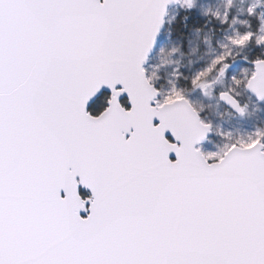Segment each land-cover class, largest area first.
I'll return each instance as SVG.
<instances>
[{
    "label": "snow or ice",
    "instance_id": "obj_1",
    "mask_svg": "<svg viewBox=\"0 0 264 264\" xmlns=\"http://www.w3.org/2000/svg\"><path fill=\"white\" fill-rule=\"evenodd\" d=\"M180 3L194 7L0 0V264H264V130L205 153L213 125L145 67ZM228 40L264 47L253 32ZM224 47L191 78L205 95L235 60ZM250 62L219 96L241 114L237 87L264 101V56Z\"/></svg>",
    "mask_w": 264,
    "mask_h": 264
},
{
    "label": "rangeland",
    "instance_id": "obj_2",
    "mask_svg": "<svg viewBox=\"0 0 264 264\" xmlns=\"http://www.w3.org/2000/svg\"><path fill=\"white\" fill-rule=\"evenodd\" d=\"M181 6L185 5L182 3L180 7L170 10L158 50L147 68L149 74L155 73V83L162 95L167 94L175 87L181 89L188 96V88L192 87L191 78L194 73L206 67L217 55L222 54L225 51L224 46H227L233 57L239 55V51L244 48H233L228 37L246 32L264 35L261 32V29L264 28V0H231L230 6L229 0H194L192 8L196 10V16L201 19L208 17L216 19L220 25H227V29L224 35L216 40L208 32L192 31L190 33L185 49V53L191 59L192 70L188 71L184 68L183 41L176 32L177 20L182 12ZM253 6L255 14L250 15L248 10ZM225 14H227V19L224 18ZM253 44L257 46L255 43ZM253 68V66L241 64L239 67L229 70L221 80L219 79L217 84L215 83L216 85L211 87L209 95L200 93L194 97L188 96L193 104L201 109L202 114H205V120L213 125V137L208 144L202 147L205 153L218 152L231 141H247L257 130H264V104H260L252 98L245 87H237L238 100L246 111L245 117L239 118L229 114L225 105L219 100V94L222 91L234 87L232 77L243 81L246 79V70L251 72ZM216 89L220 90L217 95ZM162 99L161 96L159 100Z\"/></svg>",
    "mask_w": 264,
    "mask_h": 264
},
{
    "label": "trees",
    "instance_id": "obj_3",
    "mask_svg": "<svg viewBox=\"0 0 264 264\" xmlns=\"http://www.w3.org/2000/svg\"><path fill=\"white\" fill-rule=\"evenodd\" d=\"M181 14L180 17L177 20V26H176V32L179 35L180 38H182L183 45H184V68H186L188 71H191V59L190 56H188L185 53V49L187 47L186 41L188 40V37L192 31H199L201 33L208 32L211 34L214 40L217 38H220L224 35L225 30L227 29L226 26H222L219 24V22L211 17L201 19L198 16H196V10L194 8H187L186 6H181ZM264 48L257 47L253 43H250L246 48L239 51V55L234 56L235 60H238L239 58L248 57L249 59L245 61V65L253 66L250 62L252 59H254L257 56H264L263 53ZM234 60V61H235ZM190 67V68H189ZM228 73V72H227ZM222 79V78H221ZM220 79V80H221ZM221 83V82H219ZM217 84V83H216ZM215 84V85H216ZM223 90V89H222ZM188 96L194 97L196 94L203 93L202 90L195 89L193 87L188 88ZM219 89H216V95L219 92ZM220 93V92H219ZM218 93V94H219ZM246 116V115H245ZM244 116V117H245ZM206 118V116H205Z\"/></svg>",
    "mask_w": 264,
    "mask_h": 264
},
{
    "label": "water",
    "instance_id": "obj_4",
    "mask_svg": "<svg viewBox=\"0 0 264 264\" xmlns=\"http://www.w3.org/2000/svg\"><path fill=\"white\" fill-rule=\"evenodd\" d=\"M180 4H173L170 8H169V10L170 9H173V8H175V7H177V6H179ZM168 10V14H167V17H166V21H167V19H168V17H169V11ZM166 26H167V23L165 22V24H164V27L161 29V31H160V34H159V36H158V38H157V42H156V45H155V47L153 48V50H152V52H151V54H150V58H149V60H148V62H147V64L145 65V67L147 68L148 67V65H149V63H150V60H151V58L155 55V53L157 52V50H158V45H159V41H160V39L162 38V34H163V32L165 31V29H166ZM245 62V59H243V58H239L238 60H235L233 63H232V66H231V69H234V68H236V67H238L240 64H242V63H244ZM118 88L119 87H122L121 85H118L117 86ZM246 91H247V89H246ZM103 92H108V93H110V94H112V90L108 87V86H103V88L101 89V91L99 92V94L89 103V106L90 105H92V103L94 102V101H96L100 96H101V94L103 93ZM247 93L252 97V98H254V99H256L260 104H263L264 103V101H261V100H259L256 96H254L252 93H250V92H248L247 91ZM219 96H220V94H219ZM128 98L129 99V97H128V94L127 93H123L122 94V96L120 97V101L123 99V98ZM159 97H157V99H158ZM219 100L229 109V110H231L232 112H234L237 116H239V117H244L245 115H246V111H244V113L243 114H241V113H239V112H237L235 109H233L230 105H228L227 103H225L224 101H222L220 98H219ZM239 103L241 104V102L239 101ZM129 105H131L130 104V102H129ZM241 106H242V104H241ZM243 107V106H242ZM89 108V107H88ZM155 122H158L159 123V121L157 120V121H155ZM166 135L168 136V138L169 139H171L173 142H175L174 141V138L171 136V133L169 132V133H166ZM210 137H212V132L209 134V136H208V138H207V140L206 141H204L201 145H203V144H206L207 143V141H208V139L210 138ZM198 146H200V145H198ZM170 159H172V160H175L176 159V157H175V153H171L170 154ZM79 187H84L83 185H80ZM79 191H80V188H79ZM62 195H66L65 193H63V191H62ZM85 214H87V212H81V215L82 216H85Z\"/></svg>",
    "mask_w": 264,
    "mask_h": 264
},
{
    "label": "flooded vegetation",
    "instance_id": "obj_5",
    "mask_svg": "<svg viewBox=\"0 0 264 264\" xmlns=\"http://www.w3.org/2000/svg\"><path fill=\"white\" fill-rule=\"evenodd\" d=\"M182 3H180V5H181ZM180 5L179 6H177V7H180ZM176 8V7H175ZM174 9V8H173ZM171 10V9H170ZM169 10V11H170ZM245 63V62H244ZM244 63H242V64H244ZM241 65V64H240ZM239 65V66H240ZM238 66V67H239ZM253 67H254V65H253ZM148 68V67H147ZM237 68V67H236ZM230 70H233V69H231L230 68ZM158 87V86H157ZM159 88V87H158ZM202 94H204V92L202 93ZM111 96V94L110 93H108V92H103L102 94H101V96L96 100V101H94L93 103H92V105H90L89 106V108H88V110L90 111V112H92V114L93 115H98L99 114V112L100 111H102L103 110V108L104 107H106L107 105H106V103H104V101H105V99L106 98H108V97H110ZM160 98V97H159ZM158 98V99H159ZM121 104L125 107V108H131V105H129V99L126 97V98H123L121 101ZM226 107V106H225ZM226 109H227V111L229 112V114H231V115H235V116H237L234 112H232L231 110H229L227 107H226ZM202 116H203V118L205 119V114H202ZM239 117V116H238ZM239 118H241V117H239ZM156 123H158V122H156ZM212 135H213V131H212ZM213 137V136H212ZM212 137H210L209 139H208V141H207V143L206 144H208V142H209V140L212 138ZM171 140V139H170ZM206 144H203V145H200L199 147H201V149H202V147L203 146H205ZM203 150V149H202ZM80 188V193H81V195L83 196V197H87V196H90L91 195V192H90V190L89 189H87V188H85V187H79ZM88 215V213L87 214H85V216H87Z\"/></svg>",
    "mask_w": 264,
    "mask_h": 264
}]
</instances>
